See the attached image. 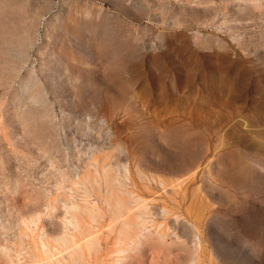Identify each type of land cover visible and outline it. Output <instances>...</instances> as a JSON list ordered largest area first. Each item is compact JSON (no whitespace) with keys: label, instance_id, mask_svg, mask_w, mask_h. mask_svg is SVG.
<instances>
[{"label":"rangeland","instance_id":"374dc122","mask_svg":"<svg viewBox=\"0 0 264 264\" xmlns=\"http://www.w3.org/2000/svg\"><path fill=\"white\" fill-rule=\"evenodd\" d=\"M0 264H264V0H0Z\"/></svg>","mask_w":264,"mask_h":264}]
</instances>
